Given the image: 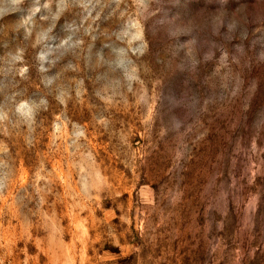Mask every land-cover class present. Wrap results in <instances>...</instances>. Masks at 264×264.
Returning <instances> with one entry per match:
<instances>
[{
  "label": "rangeland",
  "instance_id": "rangeland-1",
  "mask_svg": "<svg viewBox=\"0 0 264 264\" xmlns=\"http://www.w3.org/2000/svg\"><path fill=\"white\" fill-rule=\"evenodd\" d=\"M0 264H264V0H0Z\"/></svg>",
  "mask_w": 264,
  "mask_h": 264
}]
</instances>
